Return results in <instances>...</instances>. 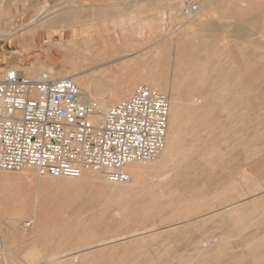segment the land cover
I'll use <instances>...</instances> for the list:
<instances>
[{
	"label": "rangeland",
	"instance_id": "1",
	"mask_svg": "<svg viewBox=\"0 0 264 264\" xmlns=\"http://www.w3.org/2000/svg\"><path fill=\"white\" fill-rule=\"evenodd\" d=\"M48 1L0 0V49L9 39L19 46L29 28L39 26L33 33L38 50L28 60L43 63L32 78L46 72L79 82V68L57 65L63 46L88 40L86 32L104 38L127 32L133 50L113 57H128V67L113 68L134 71L142 79L137 87L155 90L152 82L161 83L164 92L155 91L170 101L172 152L137 162L144 170L129 169L128 185L110 183L101 171L78 179L0 171L20 177L0 183V264H264V117L250 115L243 104L250 98L238 93L236 128L218 118L226 116V89L215 87L208 63L214 57L194 32L195 19L215 2L192 20L178 7L171 20L166 0ZM68 6L78 11L64 12ZM65 24L81 30L62 32ZM81 89L106 109L132 94L96 95L86 81ZM36 194L34 210L12 219L23 198Z\"/></svg>",
	"mask_w": 264,
	"mask_h": 264
},
{
	"label": "built area",
	"instance_id": "2",
	"mask_svg": "<svg viewBox=\"0 0 264 264\" xmlns=\"http://www.w3.org/2000/svg\"><path fill=\"white\" fill-rule=\"evenodd\" d=\"M192 20L215 0H178ZM0 75V171L33 170L55 179L101 171L112 184L131 182L125 168L164 148L170 101L149 85L102 109L70 78H38L13 68Z\"/></svg>",
	"mask_w": 264,
	"mask_h": 264
},
{
	"label": "crops",
	"instance_id": "3",
	"mask_svg": "<svg viewBox=\"0 0 264 264\" xmlns=\"http://www.w3.org/2000/svg\"><path fill=\"white\" fill-rule=\"evenodd\" d=\"M27 1L39 5L42 0ZM68 1L77 2V0ZM11 2L22 4L25 0H11ZM52 3L53 1H48V5ZM69 6L63 11L69 13L78 11ZM195 20H198V24L194 26L196 30L194 32L198 39L203 37L206 39L208 56L214 57V60H209L208 63L210 67L214 65L215 87L220 86L226 89L225 99L221 98L222 111L224 104L226 106V116H219V120L227 119L229 128H236L235 94L247 95L250 99L243 100V104L246 105L244 109H247L250 115L255 114L262 119L264 117V0H216ZM96 24L95 22L94 25ZM74 28L81 30V25L65 24L62 32H71ZM37 30H40L39 26H31L25 34L28 36L18 40L19 46L17 41L13 42L10 39L1 46L0 58L3 56L5 60H0V71L13 68L24 76L36 77L39 74L42 67L41 59L38 62L36 59L28 60L35 54L33 51L38 50L35 46L40 41L35 40L33 35ZM86 35L88 37L86 41H80L68 47L63 46L62 60L57 65L64 63V65L69 64L73 68H79L82 83L86 81L93 94L115 93L124 98L132 93L142 79L139 80L134 71L115 73L117 69L113 68V65H116L119 70L128 67V57L114 58L113 56L132 51L133 47L129 49L130 44L133 45L130 39L123 37L118 44H115L114 41L118 39L114 36L108 39L112 44L111 47L103 50L100 48L106 43L107 37H102L97 31L93 34L86 32ZM66 36L65 34L64 37ZM29 37L30 40L27 41L26 38ZM90 40H93V44H90ZM31 45L34 47L32 48ZM44 51L47 52L45 54H49L50 47L45 48ZM232 55L235 56L233 61ZM233 62L240 65H235L236 63L233 64ZM44 63L52 65L49 62ZM235 69H238L240 73L236 79L234 78ZM222 72L225 84L222 81Z\"/></svg>",
	"mask_w": 264,
	"mask_h": 264
},
{
	"label": "bare ground",
	"instance_id": "4",
	"mask_svg": "<svg viewBox=\"0 0 264 264\" xmlns=\"http://www.w3.org/2000/svg\"><path fill=\"white\" fill-rule=\"evenodd\" d=\"M165 5H166V10L168 11L167 13H169V16H170V19L171 20H173V19H175V15H177V13H178V7H180V4H179V1L178 0H166L165 1ZM180 13V12H179ZM178 13V14H179ZM180 15L182 16V14L180 13ZM179 15V16H180ZM183 17V16H182ZM184 18V17H183ZM185 19V18H184ZM27 24V23H26ZM29 26V25H28ZM255 28V27H254ZM257 28V27H256ZM260 29V28H259ZM125 35H127V32H123V31H121V30H118V33L116 34V36L115 37H118V38H123V36H125ZM111 37L109 36H107V38H106V43H104L102 46H101V48L100 49H107V47H111V45L112 44H110V40H108V39H110ZM47 43H49V40L48 39H46V40H44V42L42 43V44H47ZM93 44V43H92ZM129 49H132L131 48V46H129ZM179 69V68H178ZM51 76V75H50ZM52 78H54V79H62V77H65V78H70L72 81H73V83L75 84V85H77L78 87H82V82L81 81H77V79H75L74 77H73V75H62L61 77L59 76L58 78H56V77H54V76H51ZM153 83V88L155 89V90H157V91H159V92H164L163 91V88L161 87V83H159L158 81H153L152 82ZM138 88V87H137ZM136 88V89H137ZM135 89V90H136ZM134 90V91H135ZM133 91V92H134ZM156 91V92H157ZM132 92V93H133ZM89 95V94H88ZM177 96V95H176ZM176 96H175V98H176ZM124 100H126V99H124ZM123 101V100H122ZM121 101V102H122ZM195 102V101H194ZM181 103V102H180ZM99 105V104H98ZM100 108H102V109H106V108H104V107H102V106H100ZM169 110L171 111V108H170V106H169ZM169 111V112H170ZM175 113V112H174ZM168 117H169V115H168ZM169 128H170V122H169V120H168V124H167V131H166V139H165V144H164V148H163V150H162V153L160 154V155H165V157H168L169 155H170V153L172 152L171 151V149H172V146H171V134L169 133ZM160 155L158 156V157H160ZM137 162H139V161H135V162H133L131 165H129V166H127L126 168H125V170L127 171V173H128V175L130 176V178H131V171L129 170V169H133V170H135L137 173H142L143 172V170L144 169H141V167H140V163H137ZM20 173H24L25 175H27L24 171L22 172H20ZM24 175V176H25ZM13 179H20V177H18V176H13V177H10V176H8V175H0V183L2 182V181H8V180H10V181H13ZM36 182V181H35ZM40 183L39 182H37V187H38V185H39ZM36 187V186H35ZM127 193H129V192H127ZM131 194V193H130ZM23 202L16 208V210H14V212H13V218L12 219H16V220H18V219H21L26 213H30V211H32V209L34 208L33 206H35V205H37V203H38V201L40 200V198H39V195L38 194H36L35 196H34V198L32 199H28V197L26 198V199H24L23 198ZM34 210V209H33ZM185 221V220H184ZM263 260V259H262Z\"/></svg>",
	"mask_w": 264,
	"mask_h": 264
}]
</instances>
